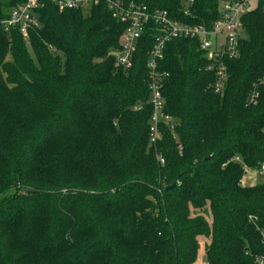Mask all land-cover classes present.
I'll list each match as a JSON object with an SVG mask.
<instances>
[{
    "label": "trees",
    "instance_id": "16d2710c",
    "mask_svg": "<svg viewBox=\"0 0 264 264\" xmlns=\"http://www.w3.org/2000/svg\"><path fill=\"white\" fill-rule=\"evenodd\" d=\"M23 1L0 0V18ZM133 1L193 23L219 16L220 0H194L188 16L181 0ZM263 7L243 14L218 92L198 39L165 42L173 125L155 142L153 27L128 67L112 55L125 23L105 0L86 14L37 0L26 40L0 31V264H195L200 237L207 264L263 263L264 180L241 183L264 163V85L247 100L264 74Z\"/></svg>",
    "mask_w": 264,
    "mask_h": 264
},
{
    "label": "built area",
    "instance_id": "2783aa9c",
    "mask_svg": "<svg viewBox=\"0 0 264 264\" xmlns=\"http://www.w3.org/2000/svg\"><path fill=\"white\" fill-rule=\"evenodd\" d=\"M59 8L88 9L99 0H53ZM107 6L125 23L120 34L118 46L112 51V55L118 65L128 67L132 64L134 53L143 33L153 27L155 41L152 44L146 60L148 70L147 87L149 90L148 101L151 104V115L149 119V139L155 142L161 136L160 127L167 124L172 127L173 117L165 112V100L162 88L167 81L169 72L160 67L163 57L165 42L174 37L196 38L199 48L207 52L210 59L207 69L216 74L213 90H222L226 77L225 66L221 61L224 54L235 55L238 51V42L243 35L242 16L247 11L257 6L258 0H220L219 16L208 23L201 21L197 23L184 19L175 18L165 9H151L143 3L133 0H105ZM181 10L184 16L192 15L194 0H181ZM37 0H24L14 6L6 17L0 18V31L15 29L21 38L27 39L29 29L38 24L35 7ZM264 13V7H263ZM264 85V74L252 85L247 100L255 103L258 98V85ZM239 159V158H235ZM159 162L163 158L159 157ZM248 167H245V170ZM254 170L258 175L264 177V163ZM260 264H263L262 261Z\"/></svg>",
    "mask_w": 264,
    "mask_h": 264
},
{
    "label": "rangeland",
    "instance_id": "374dc122",
    "mask_svg": "<svg viewBox=\"0 0 264 264\" xmlns=\"http://www.w3.org/2000/svg\"><path fill=\"white\" fill-rule=\"evenodd\" d=\"M83 13L86 14L87 9L83 10ZM263 180H264L263 176H260L254 170L247 168L245 170V173H244L242 179H241V183L243 185H251L254 183L261 182ZM201 212L204 213L208 219L210 218V214H209L208 209H204ZM205 240H206L205 237H200V250H199V254L197 256V259L195 261V264H207V262H205L204 252H203V244L205 243Z\"/></svg>",
    "mask_w": 264,
    "mask_h": 264
},
{
    "label": "water",
    "instance_id": "95a60500",
    "mask_svg": "<svg viewBox=\"0 0 264 264\" xmlns=\"http://www.w3.org/2000/svg\"><path fill=\"white\" fill-rule=\"evenodd\" d=\"M173 185V183L172 184H170V185H168V186H166V188H168V187H170V186H172ZM28 192H30L31 190H27Z\"/></svg>",
    "mask_w": 264,
    "mask_h": 264
}]
</instances>
